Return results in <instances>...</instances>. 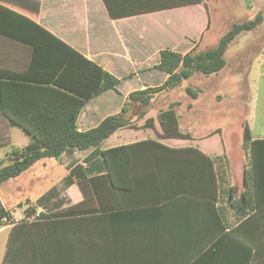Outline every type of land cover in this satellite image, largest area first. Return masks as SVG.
I'll return each instance as SVG.
<instances>
[{"label": "crops", "instance_id": "obj_1", "mask_svg": "<svg viewBox=\"0 0 264 264\" xmlns=\"http://www.w3.org/2000/svg\"><path fill=\"white\" fill-rule=\"evenodd\" d=\"M0 6L37 22L120 79L116 90H106L84 105L76 119L80 131L120 112L128 93L136 89L130 84L134 78L138 89L159 85L167 78L153 68L158 56L151 61L159 50L198 52L215 46L222 35L217 37L211 25L206 0L128 15L121 13L135 10L137 0H0ZM185 7L196 9L198 16L163 19L171 15L168 11ZM16 21L0 10V26L16 30ZM30 59L29 45L0 34V68L21 72ZM256 62L251 117L225 130L226 135L224 128L206 123L209 110L198 104L207 102L202 97L212 96L210 86L208 90L198 86L196 97L184 91L189 97L184 108L180 100L168 99L175 87L154 94L146 107L127 101L124 115L133 127L116 130L99 146L70 148L59 159L37 160L19 176L0 183V202L11 216V222L0 224V264L4 259L5 264H220V255L224 264L233 257L243 262L248 255L250 264H264V148L257 157L256 207L238 216L226 198L232 194L238 199L247 188L243 173L249 152L242 147L244 124L252 140L264 139V52ZM225 67L226 63L205 77L222 80L224 75H219ZM238 67L236 60L234 68ZM155 74L161 75L157 84ZM73 79L71 75L66 82L74 84ZM171 102H177L180 131L190 138L158 136L156 114ZM149 117L155 119L152 126L145 123ZM148 139L171 149L150 152L145 148L149 153L132 159V189L110 190L99 180L96 191L87 186L82 191L70 173L80 167L86 178L102 176L106 168L100 150ZM31 141L30 135L0 114L2 164L11 162L14 148ZM196 150L212 161L224 154V161L210 166ZM229 187L233 190L227 195ZM40 213L48 216L41 218Z\"/></svg>", "mask_w": 264, "mask_h": 264}, {"label": "trees", "instance_id": "obj_2", "mask_svg": "<svg viewBox=\"0 0 264 264\" xmlns=\"http://www.w3.org/2000/svg\"><path fill=\"white\" fill-rule=\"evenodd\" d=\"M201 1L137 0L135 10L122 12L121 15L170 9ZM0 10H6L17 20L16 30L0 26V34L25 43L31 48V59L26 70L18 72L9 68H0V114L32 137L28 145L14 148L10 152V163L2 164L0 161V183L19 176L37 160L59 159L70 148L82 150L99 146L116 130L133 127L124 115L127 101L137 102L140 107H146L154 94L180 86L183 80L188 79L195 72L210 75L220 71L226 63L224 53L232 40L243 31L253 30L263 18L260 11L253 19L232 23L220 36L217 44L205 50L184 54L169 48L159 50L158 61L153 68L167 74V78L159 85L130 91L120 112L108 115L96 126L80 131L76 127V119L84 105L106 90H116L120 79L93 60L84 57L37 22L3 6H0ZM71 75H74V84L66 82ZM185 92L191 97L197 95L190 86L185 87ZM176 104L177 102H171L166 109L156 114L160 138H190L189 133H183L179 129L174 108ZM155 119L149 117L145 123L152 126ZM261 144H264V139L252 140L249 127L244 124L242 147L249 152L248 167L244 168L243 173L247 188L238 199L233 198L232 194L226 197L227 201L236 207L238 216L252 210L259 201L256 184L259 173L257 157L259 151L263 150L261 148H264L260 147L264 146ZM145 148H150V152L155 151L153 148L171 149L155 139L109 147L100 150L106 168L105 174L86 178L80 167L73 168L70 173L77 178L82 191L85 190V186L96 191L99 180L105 181L110 190L132 189L135 182L131 176L133 166L130 162L134 157L148 152L144 151ZM196 151L210 166L214 161H217L218 165L224 161V154L216 156L212 161ZM220 179L222 180V177ZM231 190L232 187L227 188V195ZM39 216L43 218L48 215L40 213ZM4 222H11V216L9 210L0 202V224ZM222 240L220 239L214 247ZM220 258V264H224L222 255ZM5 261L4 259L3 264ZM228 264H250V255L243 262H240L239 257H233Z\"/></svg>", "mask_w": 264, "mask_h": 264}, {"label": "rangeland", "instance_id": "obj_3", "mask_svg": "<svg viewBox=\"0 0 264 264\" xmlns=\"http://www.w3.org/2000/svg\"><path fill=\"white\" fill-rule=\"evenodd\" d=\"M206 6H208L211 25L214 26L217 37L223 34L233 22L253 19L260 11H262L263 16L262 22L253 30L241 32L231 42L224 55L226 61V67L223 69L224 73L219 75H224L222 80L221 77H219L220 79L218 77L209 79L213 77H205L206 75L195 72L187 80H183L182 84L176 87L174 91L167 94L168 99L180 100L183 103L182 108H184L185 103H187V97L190 96H187L184 92L186 86H190L196 91L199 90L198 86L207 90L209 89L208 86H210L212 88V96L202 97L207 102L198 104L201 105L200 109L209 110L208 113H205V117H208L206 123L211 126L224 128L223 135H226L227 131L225 130L237 127L242 120H248L251 117L253 94L256 86V58L264 52V0L261 3L259 1L257 4H247L246 0H206ZM165 14L167 15V13ZM168 14L171 15L163 19L173 18L176 20L177 17L193 19V17L196 18L198 16L196 9L187 7L170 10ZM218 23L222 24V26L218 27ZM157 56L158 54L154 57L152 56L151 61ZM236 60L240 66L238 68H234ZM160 78L161 75L155 74L153 81L156 82L154 84H157ZM130 84H133L136 89L139 87L135 78ZM215 95L217 98H215ZM178 110L181 111V109ZM1 191H5V188L3 187Z\"/></svg>", "mask_w": 264, "mask_h": 264}]
</instances>
